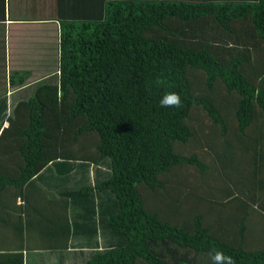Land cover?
Here are the masks:
<instances>
[{"label":"trees","instance_id":"obj_1","mask_svg":"<svg viewBox=\"0 0 264 264\" xmlns=\"http://www.w3.org/2000/svg\"><path fill=\"white\" fill-rule=\"evenodd\" d=\"M60 4L48 77L8 74L0 29V199L32 181L49 198H69L70 247L28 251L27 264H211L210 250L234 264H264V0ZM6 5L0 0V21ZM8 86L27 88L10 103ZM169 91L180 94L181 108L160 107ZM199 112L213 125L191 124ZM255 129L260 144L248 138ZM91 133L93 155L63 145ZM231 138L244 153L252 148L255 172L220 176L232 190L224 198L209 199L196 184L171 199L177 185L168 187L164 174L187 165L201 175L211 165L178 146L228 161ZM7 254L0 262L12 261Z\"/></svg>","mask_w":264,"mask_h":264},{"label":"crops","instance_id":"obj_2","mask_svg":"<svg viewBox=\"0 0 264 264\" xmlns=\"http://www.w3.org/2000/svg\"><path fill=\"white\" fill-rule=\"evenodd\" d=\"M6 1L5 20L0 21V29L3 28L5 33L7 73L18 68L24 70L27 78L29 69L30 80L48 77L46 63L56 56L55 39L59 21L55 14L57 8L61 11L62 0L57 3V0ZM25 88L27 86L17 89L8 86L6 94L9 102L13 103L19 91ZM26 184L20 193L8 189L5 193L9 194L8 198L0 199V253H9L7 255L13 261L0 264H15L16 256H22L21 264H27L28 251L64 250L70 247V238L67 240L64 236V226L67 221L71 222L69 198L52 199L37 182ZM17 243L20 245L18 250L2 248Z\"/></svg>","mask_w":264,"mask_h":264},{"label":"rangeland","instance_id":"obj_3","mask_svg":"<svg viewBox=\"0 0 264 264\" xmlns=\"http://www.w3.org/2000/svg\"><path fill=\"white\" fill-rule=\"evenodd\" d=\"M47 67V65H46ZM224 92V89L221 91V95ZM225 95H227V93H225ZM225 111V110H224ZM262 118L260 119L259 122H262ZM199 122L207 125H213L212 124V120L205 114V112H199L197 113L196 116L192 117L190 120V123L193 125H198L199 126ZM259 122H257L259 125ZM70 128V127H68ZM257 132L256 134L252 131L251 136L248 135V138L252 141V138H256L260 144V138L258 137V135L260 134V132L258 131V129H255ZM209 131V129H205L204 132ZM262 133H264V129L261 130ZM250 131H248V133H250ZM87 135H90L86 138H83ZM260 136V135H259ZM65 139H67V135H65L64 137ZM83 138V139H82ZM82 138L79 139L78 142L76 143H70V146L65 144L63 141V145L65 148H70L74 153H78L79 154L77 156H82L84 154H90L93 155L96 152V144H97V136L94 133L91 134H85L82 135ZM263 139H264V135H263ZM81 140V141H80ZM230 140V139H228ZM232 142H233V148H235L236 152L234 153V157L233 160H224L223 158H217L216 160H212V162L209 158V155H203L202 153V149H199L198 146L199 145H194L193 144H189V142H187L186 144H180L178 146V151H181L183 154H189L190 151L195 150V152L198 153L199 156H203L205 157V160L208 161L206 163H209L211 165H208L207 168L205 169L204 172H202L201 175H199L198 171L192 167V166H187V165H179V167H176V169H172L170 170L168 173L164 174V182L166 185H168V187H171V185L176 186L177 188L174 189L172 195H171V199H180L181 196L183 195H190L191 191H184L185 187L187 188L190 186L196 187V184L198 185L199 189L201 192L207 194L210 198H224L225 194H229L230 192H232L231 189H227L226 185L227 183H230L228 178L226 177L227 175L229 177H239L240 175H245L247 176L248 174L254 173L255 172V168L253 165L254 164V155H253V150L250 146H248L250 148V151L247 153H244L240 147H237V145L239 144L238 140H235V138H231ZM242 140V139H241ZM243 141V140H242ZM244 142V141H243ZM264 142V140H263ZM245 143V142H244ZM222 146H224V144H220V151H222ZM264 147V144H263ZM221 153V152H220ZM257 162H256V174H258L259 172V162H260V155L257 153ZM88 156V155H87ZM76 157V156H75ZM81 158V157H80ZM224 174L226 175L224 177L223 180L220 179V176H224ZM199 175V177L201 176V178H197ZM196 178V179H195ZM193 179H195L193 181ZM193 181V182H192ZM192 182V184L190 183ZM182 185V186H181ZM181 186V187H179ZM232 187V185H231ZM222 188V191H219L218 189ZM168 196V195H166ZM165 196V197H166ZM170 196V195H169ZM205 199V201H208V197H203ZM213 200V199H212ZM168 198H166V200L163 201L162 205H165L164 203H168ZM192 199L189 200L188 202L191 203Z\"/></svg>","mask_w":264,"mask_h":264},{"label":"clouds","instance_id":"obj_4","mask_svg":"<svg viewBox=\"0 0 264 264\" xmlns=\"http://www.w3.org/2000/svg\"><path fill=\"white\" fill-rule=\"evenodd\" d=\"M159 104L162 108L179 109L183 106L180 94L175 91L166 92L160 98ZM208 259L211 261V264H234L233 257L220 250H210Z\"/></svg>","mask_w":264,"mask_h":264}]
</instances>
